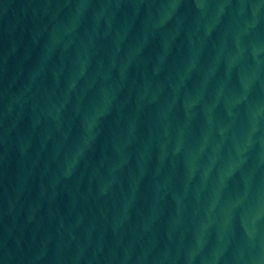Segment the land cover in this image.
<instances>
[{"label":"water","instance_id":"95a60500","mask_svg":"<svg viewBox=\"0 0 264 264\" xmlns=\"http://www.w3.org/2000/svg\"><path fill=\"white\" fill-rule=\"evenodd\" d=\"M0 264H264V0H0Z\"/></svg>","mask_w":264,"mask_h":264}]
</instances>
